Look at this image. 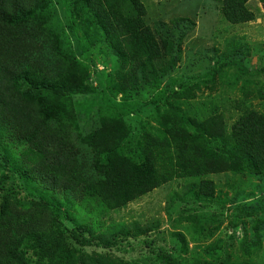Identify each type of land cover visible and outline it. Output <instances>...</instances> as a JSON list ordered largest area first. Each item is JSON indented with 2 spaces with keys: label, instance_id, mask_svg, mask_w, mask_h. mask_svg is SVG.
<instances>
[{
  "label": "rangeland",
  "instance_id": "374dc122",
  "mask_svg": "<svg viewBox=\"0 0 264 264\" xmlns=\"http://www.w3.org/2000/svg\"><path fill=\"white\" fill-rule=\"evenodd\" d=\"M135 1L143 5L144 15ZM229 1L129 0L127 13L141 16L160 47L156 58L151 49H137L139 64L153 69L154 78L135 87L128 64L113 52L117 44L83 14L82 4L74 27L63 0H50L46 11L60 46L90 72L87 91L74 96L73 109L61 116L86 163L105 162L114 154L118 161L150 160L166 172L179 171L111 209L97 196L81 199L40 185L27 174L28 146L0 132V188L18 206L46 207L70 231L92 239V246L83 247L68 235L76 255H90L93 264L101 263L100 256L167 264L164 254L172 256L171 264H264V173L246 160L244 173L205 171L203 160L190 152L193 160L186 159L175 147L182 134L203 135L198 155L211 158L224 153L222 140L211 135L220 132V124L231 132L242 115L257 113L264 126V0H237L253 13L252 20L239 24L224 15ZM172 88L181 96L165 97ZM45 92L59 97L62 88ZM125 98L146 106L119 115L113 101ZM122 121L125 138L118 135ZM165 149L169 155L162 154Z\"/></svg>",
  "mask_w": 264,
  "mask_h": 264
},
{
  "label": "trees",
  "instance_id": "16d2710c",
  "mask_svg": "<svg viewBox=\"0 0 264 264\" xmlns=\"http://www.w3.org/2000/svg\"><path fill=\"white\" fill-rule=\"evenodd\" d=\"M49 2L0 0V132L28 146L25 152L29 163L27 174L46 189L71 193L81 199L97 196L109 208H121L163 184L167 174H179V171L166 172L165 167L150 160L132 161L129 157H121L118 161L114 154L107 157L106 163L100 158L91 165L86 163L83 151L61 116L67 115L68 108L73 109L74 96L87 91L90 72L76 61L73 53L60 46V37L51 28V16L46 11ZM63 2L72 26L77 25L80 3L83 14H89L102 25L110 43L117 44L113 47L114 54L128 64L127 74L135 87L150 84L154 78L153 69L139 64L137 49H151L156 58L160 47L153 30L146 26L141 16L133 18L127 13L129 0ZM134 3L139 14L144 15L143 5L139 1ZM224 15L234 24L253 19V13L237 0L226 4ZM58 86L62 88L59 97L45 92L47 88ZM180 87L184 93V84ZM176 96L181 93L175 88L165 95L168 98ZM112 106L119 115L125 116L140 112L146 105L125 98L123 103L113 101ZM261 121L257 113L242 115L231 132L220 124V132L215 130V135H211L213 139L222 140L224 153H216L211 158L207 153L198 155L203 135L182 134L183 138L178 136L179 140L175 141V147L186 159L193 160L190 152L203 160L205 171L244 173L243 160H246L261 174L264 173V126ZM126 130L122 121L118 135L125 138ZM189 142L196 145L188 147ZM164 152L166 156L171 151L165 149ZM68 235L83 247L92 246V239L70 231L46 207L34 204L22 208L7 190L0 188V264H57L58 261L93 264L90 255H76ZM29 253L32 258L27 257ZM162 257L165 263L171 264L170 254ZM100 258L99 264H129L109 256Z\"/></svg>",
  "mask_w": 264,
  "mask_h": 264
}]
</instances>
